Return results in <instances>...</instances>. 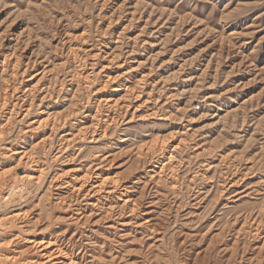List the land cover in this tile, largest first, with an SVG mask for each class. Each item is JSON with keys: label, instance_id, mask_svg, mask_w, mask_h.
<instances>
[{"label": "rangeland", "instance_id": "obj_1", "mask_svg": "<svg viewBox=\"0 0 264 264\" xmlns=\"http://www.w3.org/2000/svg\"><path fill=\"white\" fill-rule=\"evenodd\" d=\"M0 132V264L42 238L71 264H138L172 242L174 209L196 238L192 264H264V0H0ZM169 154L156 183L148 171ZM92 166L137 201L130 224L68 219L85 200L54 178ZM15 181L24 192L3 201Z\"/></svg>", "mask_w": 264, "mask_h": 264}, {"label": "bare ground", "instance_id": "obj_2", "mask_svg": "<svg viewBox=\"0 0 264 264\" xmlns=\"http://www.w3.org/2000/svg\"><path fill=\"white\" fill-rule=\"evenodd\" d=\"M108 78L109 77H107L106 79H108ZM105 82H108V81H105ZM103 101L106 102L109 106H114V105L117 104V101L114 100L111 97L110 98H105V99H103ZM97 102L98 103L101 102V98L99 100H97ZM100 120H102V121H113V116L111 117L109 114L106 113V115H104V119H103V117H101ZM41 121L36 122L37 125L35 127H33V129L36 128L40 124ZM99 121H97V122H99ZM2 133H3V131H2ZM43 140L44 139H41L40 141L44 142ZM62 140L64 142H66V141L69 140V138L66 136V134H63L62 135ZM155 146L156 145H154V144L153 145H144V148L142 147V148H140L138 150L137 156H139V157L146 156V154H148L149 152H153L154 151ZM11 152L14 155L17 154L18 161L21 158L25 157V153H24L23 150H12ZM106 161H107V159H106ZM171 161H172V157H171L170 154H169V156L165 157L163 161H160L157 158L156 162H159L160 164H159V166H155L154 165L155 167L151 168V170L148 171L149 178H151L153 181L156 179L155 180L156 183L159 182L157 180H159L161 178H163V179H165V177L169 178L170 173L172 172V168H171L172 163H171ZM96 169L97 168H93V166H92V168H87L85 171H83L81 176H74L72 174V175H69L68 178H62V177H66L64 175L63 176H57V177L54 178L55 181H57L56 183H54V186L56 188H58V187L63 188V187H66V186H70L68 189H70V193H72L75 196V199H78L79 197L82 196V199L85 200L84 201L85 203H84L83 206L76 205L77 207H75L74 209L71 210L68 219H70L72 222L73 221L74 222H78V221H80L82 219L87 220L88 217L92 213L95 212V210H99L100 211L99 212V216L102 215V216H110V217H113V216L121 217V216H124L125 214L130 215V218L128 219V221H125L124 219H122L123 221L121 222V224H123V225L130 224L131 220L133 218L139 216L138 213H137V212H139L137 201L135 199H133V197L131 198L129 195H126V192H125L126 187L123 184H120V177H117V176L116 177L115 176H102V175H99V172H96ZM3 170L0 171V178L5 174V172H3ZM62 173H64V172H62ZM19 177L20 178L27 177V178H30V179H36V181H38L40 179V177H41V173H38V175H34L33 173H28V172L26 173L25 172L24 174L19 175ZM170 184H173V182L172 181L169 182L168 185H170ZM87 186H89V187L86 188ZM154 186H156V185H154ZM24 189L25 188H24L23 183L17 181L15 185L10 186V188L8 190L9 191L8 194L3 196V198H2L3 201H5V202L11 201L12 197L18 196V195H20V193H23ZM122 190H124V191H122ZM102 191H104V193L103 194H99ZM127 192H128V190H127ZM61 195H63V194H61ZM88 195H90V196L97 195V196H95L94 198H86ZM122 196H124V198ZM60 197L62 198V196H58L57 202H55V203L61 202L63 200ZM65 204L68 207L70 206V202H68V204L67 203H65ZM20 213L21 212L15 213L13 215L5 217V219L13 220L14 218L19 217ZM94 219H96V218H94ZM148 221L149 220L146 219L144 222L140 221L136 225L141 226L143 223L148 222ZM155 225H156L155 223H150L149 224L148 229H149V233L150 234H153V232L156 230L155 229ZM12 238H11V241H12ZM25 241H27L26 244H25L26 248L31 250L33 256L22 259V261H19L20 264H27L28 262L32 263V264H36V263H40V264H71V261H72V258H71L72 256L71 255H69V257H67V258H66V256H60V255H65L66 254V251H65L66 248L65 247L64 248L61 247V244H57V245L52 246L51 240H46L44 238H42L41 240H37V239H29L28 240L27 239ZM17 253H19V252H17ZM85 253H87V252H85ZM62 257H65V259L62 258ZM9 258L12 259V262H13V259H15L16 256L12 255Z\"/></svg>", "mask_w": 264, "mask_h": 264}, {"label": "clouds", "instance_id": "obj_3", "mask_svg": "<svg viewBox=\"0 0 264 264\" xmlns=\"http://www.w3.org/2000/svg\"><path fill=\"white\" fill-rule=\"evenodd\" d=\"M139 131V130H137ZM194 163V161H193ZM197 180L195 184H198ZM178 191L181 193H187V195H194L191 188H189L185 181H181L178 186ZM172 195H175L173 193ZM264 195V193H262ZM175 201H173L174 203ZM181 206L183 207V201ZM176 215L175 221H166L165 226L162 227L166 233L170 234L172 242L168 239L161 242L159 246L153 248H145L142 252V259L138 264H192V256L194 249L189 251L190 246L196 243V238L186 235L182 225L184 224L186 217L179 214V209L172 210ZM194 223H188V228H194ZM147 239V237H145ZM183 241V243H181Z\"/></svg>", "mask_w": 264, "mask_h": 264}]
</instances>
